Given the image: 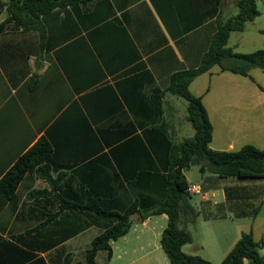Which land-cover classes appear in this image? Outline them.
<instances>
[{
    "label": "crops",
    "instance_id": "crops-1",
    "mask_svg": "<svg viewBox=\"0 0 264 264\" xmlns=\"http://www.w3.org/2000/svg\"><path fill=\"white\" fill-rule=\"evenodd\" d=\"M238 1L90 0L42 15L35 30L0 34V182L39 140L52 148L11 199L0 191V236L20 250L12 258L34 254L46 264H84L85 251L103 229L97 223L82 229L87 218L76 208L60 211L62 199L80 203L108 194L117 209L140 196L148 205L161 199L127 178L144 173L136 168L150 162L145 132L161 128L162 116L173 144L194 136L187 102L167 91L170 78L201 64L219 24L238 13ZM229 40L227 47L239 53ZM233 75L214 65L189 86L213 126L210 147L264 148V84L252 76V84H243ZM205 76L208 83L196 87ZM215 81L239 90L216 91ZM162 93L156 106L154 96ZM41 167H48L58 189L39 175ZM193 167L185 171L189 197L179 217V227L192 237L183 252L221 264L251 230L264 257V178L241 182L197 166L199 180L193 181ZM131 219L129 231L111 242L112 257L102 250L97 264H170L161 245L168 216L141 220L136 213Z\"/></svg>",
    "mask_w": 264,
    "mask_h": 264
},
{
    "label": "trees",
    "instance_id": "trees-1",
    "mask_svg": "<svg viewBox=\"0 0 264 264\" xmlns=\"http://www.w3.org/2000/svg\"><path fill=\"white\" fill-rule=\"evenodd\" d=\"M87 1L90 0H0V17L5 15V19L0 22V34L9 29L35 30L42 15L59 7ZM237 5L238 13L224 24H219L212 46L204 55L201 64L197 68L177 72L170 78L167 91L187 102V120L194 128V136L173 144L163 116L161 128L145 132L149 146H144V151L150 162L136 168L144 173L140 172L137 178H127V181L137 186L145 183L146 187L158 191L161 199L148 205L146 198L140 196L127 207L117 209L114 207L113 196L108 194L88 195L80 203L69 202L57 195L62 199L60 211L76 208L85 215L88 221L82 229L96 223L103 229L85 251L84 264H97V254L102 250L107 252L110 259L111 242L129 231L133 222L131 217L136 213H140L141 220L156 214L168 216V225L162 233L161 245L170 264H211L207 259L188 255L182 250L185 244L192 241L190 233L179 227L181 205L189 197V182L185 171L192 166H199L201 173L215 174L220 178H264V148L247 144L238 151L227 152L216 151L210 147L213 126L208 112L202 98L192 94L189 89L195 78L209 71L214 65H220L223 71L250 78L253 68L264 70V50L236 53L227 47L232 32L244 31L246 24L260 15L257 0H239ZM147 74L152 82V76ZM163 97L164 93L154 96L156 106L161 105ZM51 153L49 142L41 139L21 156L0 182L3 197L11 199L25 174L46 161ZM39 175L53 188L58 189V181L50 176L48 167H41ZM56 216L57 214L50 215L48 221ZM261 246L262 242L254 239L251 230L243 232L221 264H264V257L260 254ZM19 251L15 244L0 236V264H46L42 258H35L34 254L12 258ZM66 264H70V261Z\"/></svg>",
    "mask_w": 264,
    "mask_h": 264
},
{
    "label": "rangeland",
    "instance_id": "rangeland-1",
    "mask_svg": "<svg viewBox=\"0 0 264 264\" xmlns=\"http://www.w3.org/2000/svg\"><path fill=\"white\" fill-rule=\"evenodd\" d=\"M7 1V0H6ZM258 9L260 11L259 17H257L253 22H250L247 24L246 30L244 32H235L231 34L230 40H229V46L236 47V51L239 53H252L258 50H264V1L258 0L257 2ZM229 74V73H227ZM239 80L243 82V84H252L249 78L243 76V75H233ZM250 76H252L255 80L259 81L261 84H264V70L260 68H253L252 72L250 71ZM209 76L202 77L201 79H198L196 82V87H198L199 82H207ZM214 89L216 91H232L239 90L237 86H233L230 83H222L215 81L213 82ZM193 88V91L194 89ZM241 90H249V88L242 87ZM247 101V100H246ZM198 167L194 166L192 168V174L190 176V179L193 181H198L200 173L198 171ZM228 180V179H226ZM234 180V179H233ZM241 182H246L248 179H238ZM251 180V179H249Z\"/></svg>",
    "mask_w": 264,
    "mask_h": 264
}]
</instances>
